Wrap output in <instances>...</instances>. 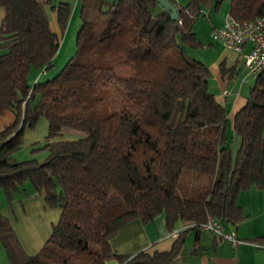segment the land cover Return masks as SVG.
Returning a JSON list of instances; mask_svg holds the SVG:
<instances>
[{"label": "trees", "instance_id": "16d2710c", "mask_svg": "<svg viewBox=\"0 0 264 264\" xmlns=\"http://www.w3.org/2000/svg\"><path fill=\"white\" fill-rule=\"evenodd\" d=\"M79 1L75 53L41 79L60 42L46 5L63 34L71 3L0 0V114H14L0 130V187L9 201L29 183L60 209L37 253H25L1 213L0 243L10 264H104L111 256L120 264H170L182 232L169 250L152 254H114L109 239L128 221L159 213L169 228L201 223L207 213L233 225L246 217L239 192L264 187V70L234 115L233 153L210 70L186 48L203 44L194 31L199 12L223 0L175 4V20L157 0ZM228 14L252 20L264 15V0H229ZM32 71L41 76L31 80ZM41 117L44 159L12 160ZM185 171L193 182L179 187ZM197 175L207 178L198 182Z\"/></svg>", "mask_w": 264, "mask_h": 264}, {"label": "crops", "instance_id": "0c3cea01", "mask_svg": "<svg viewBox=\"0 0 264 264\" xmlns=\"http://www.w3.org/2000/svg\"><path fill=\"white\" fill-rule=\"evenodd\" d=\"M71 1L69 2L73 6L72 13L62 44V47H66V49L72 45L75 27L79 21L80 1ZM171 1L174 4H184L187 0ZM209 15L210 13H208ZM3 16V8L0 7V23ZM49 20L51 29L59 35L61 41L62 34L54 12H51ZM210 20L211 31L223 23V17L215 20L210 18ZM217 44L220 48H215L213 43H209L211 47L203 49L208 50L210 54L207 56L200 54L195 58L203 61L212 73L213 89H209L226 110L227 135L232 142L230 143L232 150V145L236 149L239 145V138H236L238 141L234 140L237 136L232 132L234 115L245 104L246 95L254 82V77L251 80L248 79L247 82H242L245 72L241 66L239 55L232 50L223 48L219 42ZM221 66L224 71H221ZM40 76L41 72L37 71H32L30 74L31 80ZM13 121L14 114L11 111L7 110L0 114V130ZM65 136L71 138L73 134L65 133ZM235 152L236 150L233 151V153ZM24 188V190L15 193L9 201L6 200L2 190L0 213L8 220L25 253L33 255L48 239L52 225L59 219L60 209L48 206L43 193L35 191L29 183H25ZM250 191H252L250 188L241 191L237 196V201L246 217L237 225L223 223L227 230L234 229L237 237L246 240V242L233 244L207 230L188 228L182 231L184 241L181 250L170 264H264V247L253 243V241H264V199L251 194ZM180 224L181 222L169 228L164 213L157 214L148 222H143L139 218L132 219L120 227L109 239L111 251L124 256H131L140 251L148 254L155 251H167L181 233L172 234V231ZM0 264H10L1 243ZM104 264H120V262L115 256H111L105 260Z\"/></svg>", "mask_w": 264, "mask_h": 264}, {"label": "rangeland", "instance_id": "374dc122", "mask_svg": "<svg viewBox=\"0 0 264 264\" xmlns=\"http://www.w3.org/2000/svg\"><path fill=\"white\" fill-rule=\"evenodd\" d=\"M60 1L72 2L71 0H52V3L58 4ZM105 1L108 4V3L112 2L113 0H105ZM182 1H185V0H182ZM228 5H229V0H223L222 3L218 6V8L216 10L203 8L199 12V14L195 18L194 31H195L198 39H200V41L203 44L201 46H198V47H186L189 55H191L193 57H199L200 54L201 55L206 54V56L209 55L210 54L209 51L208 50L205 51L203 49V48H210L211 46L209 45V43H213V46L215 48H220L219 45L217 44V41L212 38V35L210 33V31H211L210 30L211 29L210 18H214V20H215L219 17H223V21H224L226 15H227V11H228ZM46 9H47L48 16L51 17L52 11L50 9V6L46 5ZM208 13H210V15H209L210 18L208 16ZM69 21H70V18H69ZM69 21L67 22L66 28L62 34V38H61V41L59 44V49H58L57 55L55 56V59L53 61V66L48 70L47 75H42L40 77L41 79H44L46 77H52L53 75L57 74L61 70L63 65L68 61V59L75 53L76 31L80 25L79 21H77V24L75 27L72 45H70V47L68 49H66V47H62L63 40H64V33H65V31L69 25ZM244 72H245V70H244ZM211 78H212V75H211ZM211 78H210L209 88L212 90L213 89V86H212L213 80ZM248 79L251 80L252 76H249ZM246 86H247V84H246ZM46 133H47V121L45 118L41 117L38 120L37 124L33 128L26 129L24 131L22 144H21L19 149L15 150L12 153V160L21 161V160L29 159L31 157H36L39 160L44 159V157L47 154V150L43 148ZM236 138H238V137H235L234 140L238 141V139H236ZM230 143H232V142H230ZM232 150L233 151L236 150V148H234L233 145H232ZM192 174L193 173H191V172H186V171L183 172L180 179H179V183H178L179 187L189 186V184L193 182V179L191 178ZM197 178H198V182H200V181H204L205 178H207V176L197 175ZM194 182H195V180H194ZM250 190H252V191H250L251 194H255L260 199H264V187L253 186V187H250ZM0 195H2V189L1 188H0Z\"/></svg>", "mask_w": 264, "mask_h": 264}, {"label": "built area", "instance_id": "2783aa9c", "mask_svg": "<svg viewBox=\"0 0 264 264\" xmlns=\"http://www.w3.org/2000/svg\"><path fill=\"white\" fill-rule=\"evenodd\" d=\"M211 35L225 49L232 50L239 55L241 66L245 70L242 82H247L249 76L255 77L264 70V15L249 21L238 22L227 14L222 25L214 28ZM194 227L207 230L233 244L246 242L237 237L234 229L227 230L224 224L210 213H207L205 220L201 223L183 221L172 231V234L177 235ZM253 243L264 247V241H253Z\"/></svg>", "mask_w": 264, "mask_h": 264}, {"label": "water", "instance_id": "95a60500", "mask_svg": "<svg viewBox=\"0 0 264 264\" xmlns=\"http://www.w3.org/2000/svg\"><path fill=\"white\" fill-rule=\"evenodd\" d=\"M157 2L160 4V6L163 9L169 12L172 20H175L178 18L177 7L171 0H157Z\"/></svg>", "mask_w": 264, "mask_h": 264}]
</instances>
